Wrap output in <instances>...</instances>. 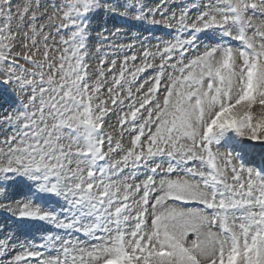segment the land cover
Instances as JSON below:
<instances>
[{
  "label": "snow or ice",
  "instance_id": "snow-or-ice-1",
  "mask_svg": "<svg viewBox=\"0 0 264 264\" xmlns=\"http://www.w3.org/2000/svg\"><path fill=\"white\" fill-rule=\"evenodd\" d=\"M97 6L98 0H67L63 11L67 23L60 27L71 25L74 31L68 39L61 38V44L66 47L53 59L46 45L44 63L32 59L35 52L24 55V59L38 67L43 68L46 63L49 73L47 76L39 73L38 81H21L31 85L32 94L28 104L22 105V110L14 117L19 127L5 141L7 151L0 149V156L6 160L0 164V173L5 179L9 178V173L23 178L34 185V195L62 197L70 209L78 210L81 216L95 217L96 223L82 225L78 231L94 235L99 229L108 233L106 237H96L100 243L87 250L66 240L62 246L63 259L57 257L42 264H85V255L87 264H264V171L245 168L242 157L239 166L234 165L231 152L222 159L212 151V145L230 139V133L240 137L247 134L252 141L262 139L264 117L254 121L250 110L257 99L264 105V31L255 30L262 41L257 46L246 35V29L252 27L248 11L264 13V0H217L214 12L220 19L216 14L204 13L198 17L202 27L196 24L191 27L196 32L219 28L222 38L232 37L243 47L234 50L217 45L178 69L172 65L179 75L168 76L161 100L157 94L163 76L162 63L160 74L139 101V107L131 112L133 121L141 109H146L147 117L139 126L132 147L123 156V163L127 164L130 159L134 163L146 162L155 156L167 155L179 157L178 162L199 160L206 169L189 168V178L159 181L164 194L151 205L150 230L145 229L144 217L149 214V189L155 181L152 176L147 177L140 200H133L139 207L130 231L123 227L130 215L122 214L131 211L128 201L140 192L141 185L121 187L110 177L106 182V168L97 167V162L106 157L101 132L107 108L103 101L93 108L103 82L98 78L97 82L89 84L83 55L87 15ZM0 16L11 17L10 10L5 12L3 0H0ZM179 24L187 27L183 16ZM229 24L236 26L235 35L227 27ZM32 31L35 46V28ZM3 33L4 29L0 28V62L8 59L4 49L11 51L5 43L9 36ZM189 43L191 41L177 40L166 46L164 52L170 58L174 49ZM148 55L145 53V59ZM143 70V67L135 68L131 72L133 79ZM126 71V66L122 67L120 78L114 79L117 86ZM100 76H103L102 70ZM146 130L145 143L141 137ZM65 139L69 143H62ZM107 142L112 150L110 136ZM116 166L107 167L111 170ZM151 171L155 173L156 168ZM168 171H173L171 165ZM167 198L197 201L212 213L176 208L157 213V206L163 205ZM114 204L118 206L113 213ZM19 215L50 221L58 228L70 229L80 223L75 214L70 222H65L59 220L55 212L29 204L23 205ZM113 215L116 218L114 230L100 223L101 220L112 223ZM213 227L219 231H213ZM189 233L195 234L190 243L187 241ZM38 255V252L26 251L16 256L15 261L18 264L25 257Z\"/></svg>",
  "mask_w": 264,
  "mask_h": 264
},
{
  "label": "rangeland",
  "instance_id": "rangeland-1",
  "mask_svg": "<svg viewBox=\"0 0 264 264\" xmlns=\"http://www.w3.org/2000/svg\"><path fill=\"white\" fill-rule=\"evenodd\" d=\"M3 2L5 12L11 11L10 18L0 16V28L4 29L3 35L9 36L5 43H8L11 49L10 52L4 49L8 59L0 62V149L6 152L5 141L14 135L19 127L14 117L18 111L22 110V105L28 104V98L32 94L31 85L22 84L21 81L33 79L38 81L39 73L43 72L46 76L49 73L46 63L43 68L38 67L37 64L24 59V55L35 52L36 55L32 59L37 63H44L43 52L47 45L50 56L55 59L59 55V50L66 47L61 44V38L68 39L74 29L71 25L67 28L60 27L61 24L67 23L63 19L67 0H3ZM216 6L217 0H98V6L87 15L83 55L89 84L97 82L98 78L103 82L97 94L98 98L93 101V108L95 109L101 101L107 108L101 132L105 139L103 151L106 157L97 162V167L106 168V182L110 177L121 187L125 184L141 185L140 192L128 201L131 211L122 214L130 215L127 224L123 225L126 231H130L135 225L134 217L139 206L134 204L133 200L139 201L143 195V182L148 177L150 165L155 163L161 164L162 167L168 160L167 156L163 155H158L156 160L146 162L142 160L139 163H134L130 159L125 164L122 160L128 149L132 147L133 138L139 134V126L147 117L146 109H141L136 120L133 121L131 112L139 107V101L160 74L162 63L163 76L161 91H159L161 94L157 95V98L161 100L164 86L168 83V76H175L179 66L189 63L207 49L227 42H232L231 47L234 50L243 47L239 40L232 37L222 38L219 28L196 32L191 27L193 24L202 27L198 17L204 13L216 14L214 12ZM216 15L217 19H220L219 15ZM182 16L187 25L184 28L179 24ZM247 16L251 19L252 27L246 29V35L259 46L262 41L255 35V30L260 28L264 31V13L259 10L255 12L249 10ZM41 26H43L42 30ZM227 27L231 29L233 35L236 34V26L229 24ZM33 28L36 30L35 46L32 43ZM177 40L191 41V43L174 49L169 58V54L165 53L164 49L169 44H175ZM37 49H39L38 52ZM145 53L149 54L147 59H145ZM162 56L165 58L163 61ZM132 57H135V60H132ZM146 64L151 66L147 67ZM172 65H175L176 69ZM125 66L128 71L117 86L114 79L120 78L121 69ZM137 67H143L144 70L137 73L133 79L131 72ZM33 73L37 75L33 76ZM108 89L112 91L109 92ZM113 100L116 102L113 103ZM250 111L254 121L264 117V105L260 104L258 99ZM10 117L13 119H9ZM231 134L235 141L244 144V149H241L240 153L244 155L256 153L262 159L264 158V133L260 134L262 139L257 141L248 139L247 134L244 137L235 133ZM109 136L112 141V150H109L107 142ZM146 136L147 130L145 136L141 137L142 142L146 143ZM62 143L67 144L69 141L65 139ZM117 143L120 144L119 148L116 147ZM247 147L251 152H246ZM5 162V158L0 156V164ZM113 164L117 165L116 168L108 170L107 166ZM7 175L9 178L5 179L4 174L0 173V245L5 254L2 264H17L16 256L26 251L37 250L40 254L38 260L40 264L57 257L62 260V246L66 236H70V240L79 247L85 248L100 243L96 237L108 235L99 229L94 235L85 234L83 230L78 231L77 229L82 225L96 223L95 217L81 216L78 210L70 209L69 204L62 197L47 194L36 196L34 185L30 181L11 173ZM97 176L99 177V173ZM24 204L39 206L44 211H53L59 220L65 222H70L75 214L80 223L70 229L58 228L50 221L21 217L19 211ZM165 205L166 207L175 206L171 202ZM116 206L118 205H113L111 212L114 213ZM147 216L144 217L145 221ZM115 219L113 215L112 223L104 220L100 223L114 230ZM114 234L113 231L112 235ZM187 241L190 243L191 239ZM38 245H43L44 248L39 249ZM29 261L32 262L31 259L26 258L18 264ZM87 262L88 257L85 255V264Z\"/></svg>",
  "mask_w": 264,
  "mask_h": 264
},
{
  "label": "bare ground",
  "instance_id": "bare-ground-1",
  "mask_svg": "<svg viewBox=\"0 0 264 264\" xmlns=\"http://www.w3.org/2000/svg\"><path fill=\"white\" fill-rule=\"evenodd\" d=\"M181 61L179 60V63H180ZM180 67H182V66H179L178 68H180ZM179 72L177 71L175 74L176 75H179L178 74ZM161 94V93H160ZM154 130V129H153ZM145 142V141H144ZM256 153H246L245 155H244V153H239V157L237 156V155H233V162H234V165H237V166H239L238 165V160L239 159H241V157H242V159L244 160V159H250V160H253V159H255L256 158ZM178 159H179V157H178ZM199 162H201V161H199ZM229 175H230V172H229ZM177 178H185L184 177V175H182V176H175V177H173V178H171V179H177ZM229 182H230V177H229ZM174 206H172V207H170V208H173ZM165 208V207H164ZM170 208H168V207H166V209H170ZM165 209V210H166ZM180 210H184V211H186V209H183V208H180ZM151 220H152V215H151V218H150V228H151Z\"/></svg>",
  "mask_w": 264,
  "mask_h": 264
}]
</instances>
